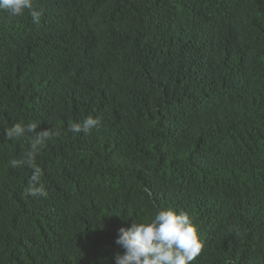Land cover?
I'll return each instance as SVG.
<instances>
[{
    "label": "trees",
    "instance_id": "trees-1",
    "mask_svg": "<svg viewBox=\"0 0 264 264\" xmlns=\"http://www.w3.org/2000/svg\"><path fill=\"white\" fill-rule=\"evenodd\" d=\"M33 9L0 10V264H115L118 230L169 209L191 264H264V0ZM34 143L38 173L13 167Z\"/></svg>",
    "mask_w": 264,
    "mask_h": 264
},
{
    "label": "clouds",
    "instance_id": "clouds-1",
    "mask_svg": "<svg viewBox=\"0 0 264 264\" xmlns=\"http://www.w3.org/2000/svg\"><path fill=\"white\" fill-rule=\"evenodd\" d=\"M0 10L10 16H23L25 10H30L34 23H39L41 12L33 9V0H0ZM99 118L88 117L82 123H74L69 131L72 133H88L98 127ZM38 125L33 123L26 126L15 125L8 130V138L20 137L26 133L35 132ZM39 135V134H38ZM43 137L49 133L45 130ZM39 143V140L37 141ZM39 149L32 145L26 153V159L13 160L11 165L17 167L27 164L35 168V156ZM32 195H45L43 186L30 189ZM124 249V253L115 256V264H191L200 254L203 244L191 218L185 212L160 210L149 223L132 222L128 227H121L115 241Z\"/></svg>",
    "mask_w": 264,
    "mask_h": 264
}]
</instances>
